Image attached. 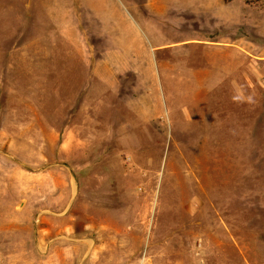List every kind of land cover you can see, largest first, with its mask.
<instances>
[{
	"label": "rangeland",
	"instance_id": "obj_1",
	"mask_svg": "<svg viewBox=\"0 0 264 264\" xmlns=\"http://www.w3.org/2000/svg\"><path fill=\"white\" fill-rule=\"evenodd\" d=\"M2 264H264V0H0Z\"/></svg>",
	"mask_w": 264,
	"mask_h": 264
},
{
	"label": "built area",
	"instance_id": "obj_2",
	"mask_svg": "<svg viewBox=\"0 0 264 264\" xmlns=\"http://www.w3.org/2000/svg\"><path fill=\"white\" fill-rule=\"evenodd\" d=\"M0 264H2V262L0 261Z\"/></svg>",
	"mask_w": 264,
	"mask_h": 264
}]
</instances>
